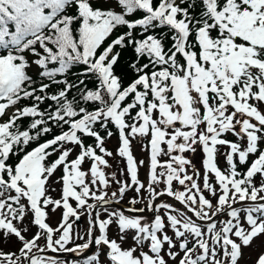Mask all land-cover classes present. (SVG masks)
<instances>
[{
	"label": "snow or ice",
	"instance_id": "snow-or-ice-1",
	"mask_svg": "<svg viewBox=\"0 0 264 264\" xmlns=\"http://www.w3.org/2000/svg\"><path fill=\"white\" fill-rule=\"evenodd\" d=\"M13 241L0 264H264V0H0Z\"/></svg>",
	"mask_w": 264,
	"mask_h": 264
},
{
	"label": "trees",
	"instance_id": "trees-1",
	"mask_svg": "<svg viewBox=\"0 0 264 264\" xmlns=\"http://www.w3.org/2000/svg\"><path fill=\"white\" fill-rule=\"evenodd\" d=\"M33 71H35V69H33ZM107 146L109 147V149L115 150V148L117 146L116 138L114 137L111 141H109ZM194 162L197 163V166L199 167V155H197V159ZM112 163H113V167H115V161H113ZM140 178L142 180H144V178H142L141 174H140ZM53 195H55V193H53ZM59 218H60V213L57 212L56 215L51 218L50 222L53 225H55L56 222L59 220ZM33 231H35V229H33ZM112 232H113V235H114L115 230L113 229ZM16 247H18V245L16 244L15 241H13L10 245H4L2 242H0V248H3L5 251L9 250V248L15 249ZM57 258L58 259H66L68 261V264H72L73 260H80L81 264H82V257L81 258H78V257L72 258V257H69V256H58L57 255Z\"/></svg>",
	"mask_w": 264,
	"mask_h": 264
},
{
	"label": "rangeland",
	"instance_id": "rangeland-1",
	"mask_svg": "<svg viewBox=\"0 0 264 264\" xmlns=\"http://www.w3.org/2000/svg\"><path fill=\"white\" fill-rule=\"evenodd\" d=\"M133 151H134V154L136 155L137 159H144L146 161V164H147V157H148V154L146 152H142L141 151V146L139 144H136L135 141H133ZM199 155V154H198ZM221 165L223 166V161L221 160ZM146 171H147V167L145 165V167H142L140 169V174L142 176V178H144L145 180V174H146ZM131 194V193H130ZM129 194V195H130ZM126 206V205H125ZM87 227V220L84 219L82 225L80 226V231L83 232V229ZM115 230V229H114ZM67 254V253H66ZM69 255V254H67Z\"/></svg>",
	"mask_w": 264,
	"mask_h": 264
},
{
	"label": "water",
	"instance_id": "water-1",
	"mask_svg": "<svg viewBox=\"0 0 264 264\" xmlns=\"http://www.w3.org/2000/svg\"><path fill=\"white\" fill-rule=\"evenodd\" d=\"M58 255H65V254H58Z\"/></svg>",
	"mask_w": 264,
	"mask_h": 264
}]
</instances>
